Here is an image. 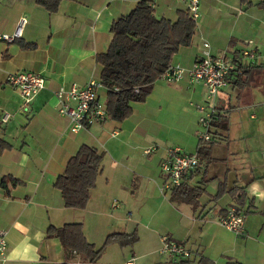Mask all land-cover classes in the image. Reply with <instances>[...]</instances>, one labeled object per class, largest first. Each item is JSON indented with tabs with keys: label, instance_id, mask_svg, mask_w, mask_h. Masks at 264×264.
Wrapping results in <instances>:
<instances>
[{
	"label": "crops",
	"instance_id": "obj_1",
	"mask_svg": "<svg viewBox=\"0 0 264 264\" xmlns=\"http://www.w3.org/2000/svg\"><path fill=\"white\" fill-rule=\"evenodd\" d=\"M138 1L58 0L57 9L50 12L36 0H0V35H12L24 19L19 38H0V144H5L0 151V230L6 231L7 241L0 264L89 261L65 249L59 238L46 237L49 225L77 222L71 211L76 209L64 205L53 183L81 144L103 154L102 170L88 201L95 196L96 203L101 202L100 178L104 183L112 181L118 190L131 186L151 209L143 231L153 247L159 248L165 237L184 246L192 244L187 264H264V0H200L192 41L172 58V63L188 69L201 56L203 42L209 44L211 54L230 59L247 47L259 55L256 67L240 77L242 85L230 81L213 98L222 125L215 130V142L203 146L207 156L189 180L192 184L205 180L195 209L169 198L167 175L159 168L173 147L196 154L197 110L186 105L189 100L211 102L201 82L157 78L146 99L132 103L129 116L108 117L77 133L70 131L68 117L57 110L55 91L60 86L99 79L96 55L108 48L111 23ZM148 2L158 18L175 20L179 11L186 10L181 0ZM20 70L45 79V88L32 99L28 112L22 109L18 89L6 83L10 73ZM237 75L231 74V79ZM98 92L105 102L107 88L103 85ZM231 107L238 113L234 126L230 112V123L225 121ZM4 112L11 114L6 122ZM153 145L154 151L145 152ZM115 206L120 208L121 203ZM231 210L244 217L242 233L218 222ZM158 255H166L170 264L179 263L162 250Z\"/></svg>",
	"mask_w": 264,
	"mask_h": 264
},
{
	"label": "trees",
	"instance_id": "obj_2",
	"mask_svg": "<svg viewBox=\"0 0 264 264\" xmlns=\"http://www.w3.org/2000/svg\"><path fill=\"white\" fill-rule=\"evenodd\" d=\"M36 1L50 12L55 11L58 6V0ZM195 27V19L187 10L179 11L175 20L158 18L148 0H139L125 15L111 23L112 37L108 48L96 55V61L100 64L99 79L107 88L105 104L108 117L121 120L131 114L132 103L146 99L155 80L172 63L174 54L181 46L190 45ZM22 46L30 47L29 44ZM253 67L256 66L240 65V74L233 79L230 75L229 82L242 85L244 79L240 77ZM220 117L216 111L212 126L219 122L217 118ZM215 138L214 135L208 142H198V165L190 173L181 176L180 185L170 188L169 198L172 201L191 204L194 209L198 206L197 198L203 191L205 180L197 182L199 184H192L189 180L207 156L203 146L215 142ZM4 146V142L0 144V151ZM102 158V152L96 147L81 144L68 159L64 170L56 176L53 183L61 193L66 207L78 209L86 205L90 191L95 187L96 178L102 170ZM46 237L59 238L65 249L83 255L91 263L99 259L102 252V248L95 249L93 243L86 239L80 221L64 223L58 227L49 225ZM136 240L135 232L114 231L106 236V242L118 241L122 246ZM189 258H179L177 262L187 264Z\"/></svg>",
	"mask_w": 264,
	"mask_h": 264
},
{
	"label": "built area",
	"instance_id": "obj_3",
	"mask_svg": "<svg viewBox=\"0 0 264 264\" xmlns=\"http://www.w3.org/2000/svg\"><path fill=\"white\" fill-rule=\"evenodd\" d=\"M186 6L189 15L196 19L200 14V0H181ZM24 19H21L23 24ZM17 27L12 35L1 34L0 38L6 41H13L21 35V26ZM201 56L194 61L188 69L180 64L171 63L158 77L167 82L182 80L187 77L190 82H201L207 93L211 104H196L195 108L200 112L198 124L201 127L198 130V140L208 142L213 138L211 132L213 115L216 112V106L212 100L219 90H222L229 84L231 74H239L240 65H253L257 61V55L253 48H243L234 59L225 56L211 54L209 44L203 42ZM233 71V72H232ZM6 83L17 88L22 99V109L28 112L32 99L45 88V79L39 73L29 70H20L12 72L7 76ZM103 84L99 79H90L84 85L70 84L68 87L60 86L55 91L58 101L57 110L60 114L68 117L70 121V131L77 133L87 125L102 123L108 118V112L105 102L99 96V89ZM10 113L4 112L2 121L6 122ZM154 147H149L145 152H150ZM198 165V157L193 153H186L179 147L169 149L166 158L161 162V169L167 175L165 188L170 189L181 183V176L184 173L194 170ZM224 228L242 233L244 217L241 213L234 210L218 220ZM164 249L162 253L169 255L174 259L188 258L190 252L185 248L184 243L176 242L165 237L162 238ZM7 252L6 231L0 230V260H3ZM126 264H133L127 262Z\"/></svg>",
	"mask_w": 264,
	"mask_h": 264
},
{
	"label": "rangeland",
	"instance_id": "obj_4",
	"mask_svg": "<svg viewBox=\"0 0 264 264\" xmlns=\"http://www.w3.org/2000/svg\"><path fill=\"white\" fill-rule=\"evenodd\" d=\"M198 20H200V18H198ZM253 52L257 55L256 63H258L259 55L255 48ZM205 99L206 94L204 100ZM204 100L201 101V103H203ZM189 101L191 102L187 101L188 104L186 105L189 110L193 108L189 107L188 105L195 108L196 103L200 104L194 100ZM187 108L185 107V109ZM229 110L230 111L226 112L227 117L225 121L230 123V117L228 118V116H230V112L233 118L231 125L234 126L235 121L238 119V113L235 109H233V107H231ZM195 115L197 117L195 131L197 132L201 129L198 124L200 112L195 111ZM132 119L136 121V116H134ZM224 119L225 118H223V120ZM221 125L219 122H215V124L212 126V130H214L212 132H215V130L219 131ZM192 127L193 126H190L188 133L191 132ZM195 135L197 134L195 133ZM214 135L217 137L216 133H214ZM232 135L236 136L237 138L240 136V134L234 133ZM6 138L8 139V136ZM146 140L148 142L150 141L149 138ZM152 147H154V149L156 148L154 145ZM154 149L152 151H154ZM159 169L160 173L162 174L161 167ZM100 179L101 180H99L97 183V191L99 194L98 196L101 198V202L97 204L95 196H93L92 202L87 201L83 208L71 210L73 211L72 220L82 221L86 239L93 243L95 249L102 248L99 259H96L94 263L88 261L83 264H126L127 261H132L134 264H170L166 255H158V251L164 249L163 241L161 242V246L156 248L152 246L150 237L148 235L144 236L143 224L149 218L151 209L149 210L146 205H143L145 201L142 199V197L138 195L135 196L133 194L134 190L131 189V186L129 187L130 190H118L117 187L112 184V181H110V183H104V178ZM119 202L121 203V207L116 208L115 205L120 204ZM126 204L129 208L126 207ZM67 221H69V218L65 220V222ZM114 231L129 233L135 232L137 240L132 244H124V246H122V244H120L118 241L106 242V236ZM173 241L180 242L177 240ZM190 247L192 248V244L185 243V248L187 250H190Z\"/></svg>",
	"mask_w": 264,
	"mask_h": 264
}]
</instances>
